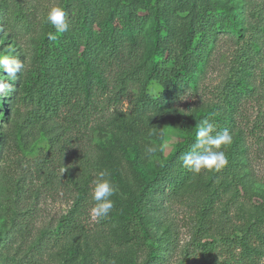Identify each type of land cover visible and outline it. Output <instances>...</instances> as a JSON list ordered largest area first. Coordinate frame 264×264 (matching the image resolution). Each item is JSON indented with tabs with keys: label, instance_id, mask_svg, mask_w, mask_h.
Masks as SVG:
<instances>
[{
	"label": "rangeland",
	"instance_id": "1",
	"mask_svg": "<svg viewBox=\"0 0 264 264\" xmlns=\"http://www.w3.org/2000/svg\"><path fill=\"white\" fill-rule=\"evenodd\" d=\"M94 1L0 0V55L25 64L15 80L0 69V82L11 84L0 94V264H218L230 252L227 237L264 219V0H189L191 11L179 0H146L168 5V32L160 36L172 56L153 52L151 16L135 60L128 50L112 67L91 57L93 75L85 71L86 40L110 25L117 0H104L105 10ZM54 5L65 10L69 30L51 41L45 16ZM201 20L212 32L201 52L186 51L189 77L161 105L136 106L150 65L177 70V39ZM70 42L72 62L63 67L56 48ZM65 71L74 88L45 111L40 96L56 94ZM235 78L237 96L226 100L222 89ZM159 90L152 82L148 91ZM203 120L232 134L220 149L228 163L189 171L173 185L178 146L195 140ZM167 169L164 186L146 198L147 180ZM100 171L117 190L108 216L93 221ZM257 259L252 264H264V252Z\"/></svg>",
	"mask_w": 264,
	"mask_h": 264
},
{
	"label": "trees",
	"instance_id": "2",
	"mask_svg": "<svg viewBox=\"0 0 264 264\" xmlns=\"http://www.w3.org/2000/svg\"><path fill=\"white\" fill-rule=\"evenodd\" d=\"M94 2L98 7L103 8V10L107 9L105 4L106 1L95 0ZM179 2L187 4V8H190V11L192 10V6L189 5L191 3L189 0H179ZM111 5L113 7L112 13L108 19V21L110 20V25L105 26L101 33L90 34L86 40V52L87 56H89V61L86 63L85 71L95 75L92 71L91 64L93 63V59L91 57L102 61L104 66L112 67L115 64L120 63L119 61H122L124 52L128 50L130 58L134 61L137 56V35L139 34L143 24L151 16L154 18V26L151 33L153 52L159 55L166 53V59L172 56V50L168 47H163L164 41L161 38L164 32L165 35L168 32V25L165 23L168 19L167 4L164 3L160 6L158 4L151 5L146 0H131L129 2L117 0L116 3H111ZM141 11L144 12L141 13ZM231 24L233 30L240 33L238 26L235 23ZM208 25V20H201L194 25L193 30L184 38L177 39L178 45H180V50L176 52L178 47L173 49V57L177 62L178 57L180 60V65L177 70H174V67L170 69L159 68L156 62L150 65L147 77L141 85V94L137 101H135L136 106H142L144 104L159 106L169 100L171 93H173L175 84L177 82L185 81L189 77L186 75L184 70L186 63V51L190 48L192 50L202 51L204 47V42L202 40H204L206 31L208 30L210 33L212 32V27H209ZM197 35H200V38H198L197 41H194ZM56 50L59 51L57 52L58 55L56 58L62 59L63 61L61 66H70L72 61L69 57L73 53L72 42H70V44H64L63 47L61 46L60 48H56ZM68 74L69 73L67 71L62 72L57 76V83L51 81L52 84L55 83L58 87L56 94H53L52 90H48L44 95L40 96L39 101H43V108L45 111H48V109H56L58 103L60 101H64V97L69 91L68 89L74 88L72 83H70L71 79ZM152 82H156L158 84L160 87L159 92L153 93L148 91ZM238 83L239 79L235 78L232 80L230 79L224 85L222 89L224 99L232 100L237 96V94H235V86L238 85ZM219 112L220 113L217 117L222 116L223 114L221 110H219ZM194 143L195 140L192 139L190 142L185 141L179 144L177 149V153L179 154L178 171L171 184L179 185L188 176L189 170L182 166V157L185 153L191 150ZM169 174L170 170L167 169L159 178L151 180L148 179L144 186V191L146 193L145 197L147 198V196L151 195L155 189H161L164 186ZM262 228H264V219H259L245 231H242L239 234L236 233L234 237H227L226 241L229 242L228 246H230L231 249L228 256L223 258V260L218 264H252L257 261L259 254L264 252V230H262ZM237 249L239 250L237 251ZM149 256L151 258L155 257L154 252L149 253ZM150 260L151 259L146 260L144 264H153Z\"/></svg>",
	"mask_w": 264,
	"mask_h": 264
},
{
	"label": "clouds",
	"instance_id": "3",
	"mask_svg": "<svg viewBox=\"0 0 264 264\" xmlns=\"http://www.w3.org/2000/svg\"><path fill=\"white\" fill-rule=\"evenodd\" d=\"M45 23L55 29V33H47V37L51 41H55L58 34H63L69 30L66 12L59 5H54L48 9ZM0 69L6 72L7 77L11 80H15L18 74L20 75L25 71V64L14 56L3 54L0 55ZM10 90L11 84L0 82V94H5L6 91ZM232 142L233 136L227 129L216 132L213 123L203 120L196 128L195 143L191 150L182 157V166L195 174H199L201 170L219 171L228 163L225 152L220 149L222 146L231 145ZM148 151L154 153L156 149L149 148ZM65 171L66 168H62L61 174ZM116 190L109 174L106 171H100L91 192V199L95 201V205L90 210V218L93 221H99L111 212L114 207L111 197Z\"/></svg>",
	"mask_w": 264,
	"mask_h": 264
}]
</instances>
